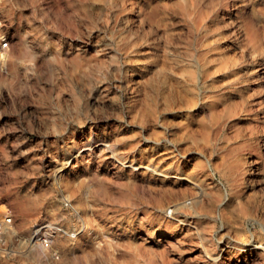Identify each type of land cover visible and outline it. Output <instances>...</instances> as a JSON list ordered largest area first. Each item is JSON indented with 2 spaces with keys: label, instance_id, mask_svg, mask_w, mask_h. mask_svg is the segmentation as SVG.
<instances>
[{
  "label": "rangeland",
  "instance_id": "rangeland-1",
  "mask_svg": "<svg viewBox=\"0 0 264 264\" xmlns=\"http://www.w3.org/2000/svg\"><path fill=\"white\" fill-rule=\"evenodd\" d=\"M0 18V264H264V0ZM44 222L77 231L53 234L60 258L30 242Z\"/></svg>",
  "mask_w": 264,
  "mask_h": 264
},
{
  "label": "built area",
  "instance_id": "built-area-1",
  "mask_svg": "<svg viewBox=\"0 0 264 264\" xmlns=\"http://www.w3.org/2000/svg\"><path fill=\"white\" fill-rule=\"evenodd\" d=\"M11 48V37L8 31L3 27V21L0 18V65L5 61L6 56L8 55ZM63 206L77 213L73 202L70 199H63ZM79 212V211H78ZM80 214V212H79ZM13 224V214L9 207L0 211V247L6 245L5 232ZM65 233L68 237H74L77 234L76 230H65L62 227L53 225L51 223H40L35 226L34 232L30 238V242L33 245H40L45 249H50L52 255L55 258H60V252L54 249L53 246V234L55 233Z\"/></svg>",
  "mask_w": 264,
  "mask_h": 264
},
{
  "label": "bare ground",
  "instance_id": "bare-ground-1",
  "mask_svg": "<svg viewBox=\"0 0 264 264\" xmlns=\"http://www.w3.org/2000/svg\"><path fill=\"white\" fill-rule=\"evenodd\" d=\"M220 258V257H219Z\"/></svg>",
  "mask_w": 264,
  "mask_h": 264
}]
</instances>
